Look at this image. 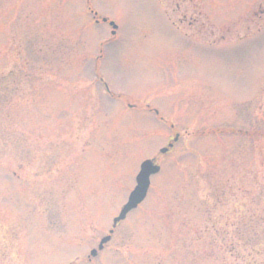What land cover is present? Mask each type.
<instances>
[{
	"label": "rangeland",
	"instance_id": "374dc122",
	"mask_svg": "<svg viewBox=\"0 0 264 264\" xmlns=\"http://www.w3.org/2000/svg\"><path fill=\"white\" fill-rule=\"evenodd\" d=\"M0 264H264V0H0Z\"/></svg>",
	"mask_w": 264,
	"mask_h": 264
},
{
	"label": "water",
	"instance_id": "95a60500",
	"mask_svg": "<svg viewBox=\"0 0 264 264\" xmlns=\"http://www.w3.org/2000/svg\"><path fill=\"white\" fill-rule=\"evenodd\" d=\"M106 22L107 20L104 19ZM113 28V35L115 34V30L117 29L114 23H110ZM179 135L176 136L175 142L178 141ZM172 146V145H171ZM168 148L162 149L161 153H167ZM160 166L156 165L153 160H146L140 166V171L136 177V186L134 190L131 192L127 203L121 209L118 217H116L113 221V229L110 231V235L103 238L99 244L98 249L93 250L90 253V258H94L98 255V252L102 251L106 244H108L114 233V229L117 225L124 221L128 214L133 210L137 209L139 205H141L147 197L150 185H151V177L158 174L160 172Z\"/></svg>",
	"mask_w": 264,
	"mask_h": 264
},
{
	"label": "flooded vegetation",
	"instance_id": "af4514ba",
	"mask_svg": "<svg viewBox=\"0 0 264 264\" xmlns=\"http://www.w3.org/2000/svg\"><path fill=\"white\" fill-rule=\"evenodd\" d=\"M92 259H90V261H91Z\"/></svg>",
	"mask_w": 264,
	"mask_h": 264
}]
</instances>
